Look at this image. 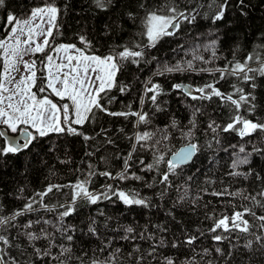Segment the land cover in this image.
Masks as SVG:
<instances>
[{
	"label": "trees",
	"instance_id": "1",
	"mask_svg": "<svg viewBox=\"0 0 264 264\" xmlns=\"http://www.w3.org/2000/svg\"><path fill=\"white\" fill-rule=\"evenodd\" d=\"M44 2L45 0H5L4 6L0 7V38L6 36L11 29V26L7 24L9 13L16 18H24L30 14L31 9L42 5ZM48 2H52V0H48ZM140 2L141 0H113L114 6L108 5L105 10L97 7L95 0H55V4L60 9L57 21L60 25V34L56 35L55 43H76L77 46H82L78 37L83 35L91 41L92 47L98 55L107 54L111 48L125 44L130 38L143 40L146 43V37L136 35L142 31L140 18L145 15L144 10L139 7ZM196 2L207 5L210 0H196ZM152 3H163V0H152ZM186 3L187 0H181V7L183 8ZM210 11L212 10L207 7L201 8V15L197 17L194 24L189 25L185 22L176 36L164 37L155 48L149 50V57L155 56L158 61L169 64H175L177 61L183 63L193 59L194 53L191 50L196 44L204 45L208 41L216 39L218 41L217 59L209 64L194 60L193 63L197 69L202 67L223 68L228 61L233 59V53L237 59L241 60L253 52L264 58V0H244L243 5H240L239 0H229L224 18L216 23H212L210 17L204 18L203 13ZM129 12L136 15L134 20L129 19L127 15ZM178 45H183V48H179ZM116 50L121 49L116 47ZM196 54L202 55L206 60L211 59V52L205 51L203 48H200ZM251 66L258 68L259 64L254 60ZM155 67V61L147 66L141 65L143 71L138 70L135 65L128 64L124 71L118 75V80L128 84L130 86L129 91L120 93L114 89L109 93V95L116 97L115 101L109 105L111 111L136 112L142 108L149 116L147 124L137 125V117L132 115L113 117L97 113L96 121L85 124L82 129L86 134L95 137L87 143L79 136L52 134L37 139L29 149L18 154L0 156V206H2L0 215H9L12 211L23 207L26 202L25 198L33 197L36 192L44 190L49 183L65 185L70 182L75 183L77 177L83 178L77 169L86 173L88 162L94 164L99 171L105 170V165L100 161L101 156L108 158L110 165L108 170L115 174L122 167V160L116 159L115 156H127L133 143H135V134L138 132L147 131L154 135L151 140L146 142L145 147L141 148L137 145L134 159L142 158L146 164L152 163L154 156L159 154H164L165 160L169 159L174 151L188 143V140L181 133L182 131L186 132L190 127L189 120L192 118V113L196 108H199L200 112L195 117L197 127L194 130V142L200 145L201 149L194 156L192 162L184 165L182 170L177 169L178 175L170 176L173 187L168 189L167 195L162 199L158 193L164 190V185L148 188L144 186V181L126 180L118 182L107 180L101 176L94 177L90 188L99 189L100 185L105 183H112L113 185L119 183V186L125 190L137 189L142 196L150 197L152 206L149 208L136 205L129 207L118 200L115 203L103 201L98 205H89L85 200L78 201V214L66 220V223L78 225L84 233H77L73 253L81 255L82 250L87 251L88 255L84 257L85 261L90 259L106 260L112 249L103 253L97 249L102 246L101 240L115 236L113 248L121 247L122 249L117 264H135V257L141 253L146 257L143 264H158V262H162L165 256L174 258L177 264L193 258L195 264H264V249H261L260 245L255 242L254 236L239 232L232 233L230 236L231 243L237 244V247L232 249V255L228 256L227 253L231 247L229 240L215 242L211 238L214 234L206 231L212 225V220L206 219V215L211 216L213 212L216 216L221 213L231 215L234 210L233 205L236 206L235 210L237 211H243L240 206L244 205L252 207L257 216L264 215V209L254 205L250 200H244L239 196L218 198L203 191L207 188L210 193L213 190L220 191L223 187L230 186V191L246 190L244 194L247 195L248 193L255 194L260 190V182L255 179L254 175L247 180L227 175L231 170L229 166L233 159L231 155L233 150L229 149L226 152L223 149L227 148L229 144L243 143V141H240L235 133L221 132L219 133L220 144L217 145L213 140L214 133L208 129L209 122L213 120L221 125L226 123L229 109L221 107L217 98H213L211 101H194L182 92L172 89L174 83L188 84L193 88L203 86L205 83L217 79L219 73H215L213 76L205 72L189 71L152 77L153 82L159 83L163 88V94L157 97V102L154 105L148 98L152 93L145 95V82L152 76ZM0 69H2V64H0ZM250 75H255L257 85L254 90L257 107L250 118L264 119V76L258 73H250ZM233 83L243 87L245 91H253L249 84L238 81L234 77L220 80L216 86L222 92H231ZM193 94L199 95L195 92ZM141 97L144 98V105L140 102ZM51 98L55 102L59 100L56 97ZM61 103L63 102L61 101ZM173 121H175V126H173ZM101 128L106 129V133L96 136ZM165 135H167V139H164ZM129 137H133V139L130 140ZM108 139H111L113 143H107ZM253 140L258 147H264V143H261L256 137H253ZM156 141L159 143L157 144ZM209 141L212 142L211 148L207 147ZM2 143L3 140H0V144ZM94 146H98L100 151L95 152L94 156H85L86 151H94ZM247 149L251 151V145H247ZM60 160L70 162L60 163ZM141 167L139 164H134L132 171L145 177L149 183L153 181L154 177L159 180L156 172H142L140 171ZM249 167L264 177V156L253 155L251 164L242 166L240 171H247ZM159 168L161 172L165 171L166 164L161 163ZM188 176H192L193 179L189 181ZM207 181L214 183L209 184ZM183 186H187L188 195L183 202L173 206L177 197L183 194ZM21 188L24 189L22 193L20 192ZM177 188L180 189L179 192ZM70 191L69 188L63 189L64 193ZM198 195L202 199H197L193 204V200ZM57 199L63 202L64 196L56 193L55 197L50 195L45 198L48 203H56ZM113 199L115 200V198ZM257 199L262 198L257 197ZM98 209L113 217V220L109 222L110 227H115L117 221L122 225L134 227L137 233L147 227L148 232L145 235L152 233L155 240L122 241L119 236L123 235V232L112 233L104 229L103 217H97L101 239L87 235L88 217L96 216ZM37 215H41L45 219L55 220V213L41 211L19 217L17 223L23 224L29 219L35 220ZM245 219L256 225L252 229L253 232L261 234L258 228L260 221L254 220L248 215L245 216ZM158 225L165 230L162 231L157 227ZM40 227L48 226L36 225L31 230L38 231ZM49 230L52 231L51 228ZM22 231L24 230L9 228L8 231L0 234L17 236L18 232ZM202 231L204 235H200ZM192 235L198 237L195 243L191 246L184 244L183 241ZM224 235L228 234L224 233ZM237 237H239L238 241ZM161 238L164 239L166 246L157 248L156 259L148 257L147 251L150 244L158 243ZM248 240L253 241L251 250L244 247ZM176 241L181 242V245L173 248L172 243ZM14 242L27 249V253L23 256L20 255L19 250L15 248L11 250L12 254L19 260L23 261L32 254V249L28 246L23 235H19ZM44 244V241H38L37 247H42ZM133 244L140 246L141 253L133 251ZM217 247L224 250V256L215 251ZM205 248L209 249L207 254L204 252ZM57 251V249H53L54 253ZM130 252L132 253L131 258L128 256Z\"/></svg>",
	"mask_w": 264,
	"mask_h": 264
},
{
	"label": "snow or ice",
	"instance_id": "2",
	"mask_svg": "<svg viewBox=\"0 0 264 264\" xmlns=\"http://www.w3.org/2000/svg\"><path fill=\"white\" fill-rule=\"evenodd\" d=\"M5 0H0V7H3ZM240 5H243L244 0H239ZM97 7L101 9L107 8L108 5H113V0H95ZM195 6H190V5ZM229 6V0H210L207 5L197 3L196 0H187V3L182 8L181 0H163V3L153 4L152 0H141L139 7L144 10L145 15L141 17L142 31L136 35L146 37L147 42L130 38L128 42L119 45L121 50L117 51L116 47L109 50L107 54L98 55L92 47L91 41L85 36L78 37L80 45L76 43H55L56 35L60 34V25L57 23L60 13L59 7L52 2H45L31 9L27 18L21 20L9 13L7 15V24L11 26L10 31L6 36L0 38V156L8 154H18L29 149V147L39 138L48 137L52 134L79 136L87 143L95 139L94 136L86 134L82 129L85 124L92 123L97 119V113H103L113 117H128L129 115L137 117L136 124H147L149 116L141 108L136 112L111 111L109 105L115 101L116 97L109 95L114 89L120 93L129 91L130 86L118 80V75L124 71L128 64L135 65L138 70L143 71L141 65H150L156 62L155 70L152 76L145 82V95L152 93L148 97L155 105L157 97L163 94V88L159 83L153 82L155 76H164L172 73L184 72H205L210 75L219 73V77L212 82H207L203 86L193 88L191 85L183 83L172 84L174 91H180L187 97L196 101H211L213 98L219 100L221 107L229 109L227 122L223 125L215 120L209 122L208 129L213 133V140L217 145L220 144L219 133H235L243 143L229 144L224 151L232 149L233 157L230 164V171L227 173L229 177L243 178L247 180L250 176H255V179L260 182V190L255 194L248 193L246 190L230 191V186H225L220 191L213 190L208 192L207 188L203 189L206 194L223 198L242 197L244 200H250L254 205L264 209V177H261L258 172L249 167L247 171H240L244 165L251 164L253 155L264 156V147H258L253 137L264 143V119L250 118L256 111V96L254 90L257 87L255 83V75L250 73H258L264 76V58H261L255 52L249 53L243 59H237L233 53V59L228 61L223 68H207L202 67L197 69L193 63L194 60H199L204 64H209L217 59L216 47L217 40L212 39L204 45L196 44L191 50L194 55L192 60L185 62L177 61L175 64L168 62H160L157 57H149V50L155 48L164 37L176 36L182 24L185 22L192 25L196 22L197 17L201 15L200 9L207 7L212 10L204 12V18H211L212 23H216L224 18L225 12ZM242 14H245L242 12ZM129 19L134 20L136 15L132 12L127 13ZM7 31V29H6ZM183 48V45H178ZM200 48L211 52V59L206 60L202 55L196 53ZM175 51V49H174ZM39 54V56H38ZM32 57V59H25ZM38 57V58H37ZM256 61L259 64L258 68H253L251 63ZM40 73V75H38ZM229 77H234L238 81L249 84L253 91H245L243 87L233 83L231 92H222L216 85L220 80H227ZM193 92L199 93L194 95ZM51 97L59 98L54 102ZM61 101L63 103H61ZM141 104L144 103V98L141 97ZM130 107V106H129ZM159 110V106L157 105ZM200 112L196 108L192 113V118L189 120L190 127L186 132L182 131V136L188 140V143L178 152L172 154L171 158L165 160L164 154L154 156L152 163H145L141 158L134 159V154L137 151V145L141 148L146 146V142L151 140L153 133L143 132L136 133L131 150L127 156L116 155V159L122 160V167L115 174L108 170L110 167L107 157L101 156L100 161L105 165V170L99 171L97 167L88 162L87 172L81 169L83 178L77 177L75 183L56 184L49 183L42 191H38L31 198H25L26 202L23 207L12 211L9 215H0V233L8 231L9 228L23 229L18 232L17 236L0 234V264H117L119 254L122 251L121 247L113 248L115 236L106 237L101 240V247L97 249L103 253L108 249H112L106 260L90 259L85 261L84 257L88 255L87 251H83L81 255L73 253V246L76 241L77 233H83L78 225L66 223L67 218L78 214V201L85 200L89 205H98L103 201L116 200L122 202L125 206H142L144 208L151 207V198L142 196L137 189L125 190L119 186V183H105L100 185L99 189L90 188L93 184L94 177L101 176L107 180L123 182L126 180L144 181V186L148 188L164 185V190L158 195L162 199L167 195L168 189L173 187L170 176L178 175L177 169H183L184 165L192 162L193 157L200 151L201 146L194 142V130L197 127L196 114ZM175 126V121H173ZM106 129L101 128L96 136L106 133ZM9 133L15 135H9ZM259 134V136H257ZM167 135L164 139H167ZM133 139V137H129ZM107 143L112 144L111 139ZM158 144L159 141H156ZM247 145H251V151L247 149ZM154 147V145H153ZM208 148L212 147V142L207 144ZM100 151L98 146H94V151H86L85 156H94L95 152ZM68 160H60V163H69ZM166 164V170L160 171V164ZM139 164L142 167V172H156L159 180L153 178L151 183L145 180V177L138 175L132 171L133 165ZM187 179L191 181L192 176ZM207 183H214L207 181ZM184 187L182 195L177 197V201L183 202L188 195L187 186ZM69 188V193H64L63 189ZM23 188L20 189L22 193ZM179 192L180 189L177 188ZM56 193L64 196L63 202L59 199L56 203H48L45 198L50 195L55 197ZM39 197V199H36ZM261 197L262 199H257ZM19 198V197H18ZM115 198V200L113 199ZM197 199H202L199 195L193 200L195 204ZM230 202V201H229ZM207 207V205H205ZM231 215L221 213L216 216L215 213L211 216L206 215V219L212 220V225L206 229L208 233L214 234L211 236L215 242H223L229 240L231 247L227 253L232 255V249L237 247V244H232L230 236L234 232H239L247 235H252L255 242L264 249V215L257 216L252 207L241 205L243 211L235 210ZM2 211V206H0ZM55 213V220L45 219L41 215H37L36 219H29L26 223L18 224V218L24 217L31 213ZM171 215V212H169ZM251 216L254 220L261 223L258 228L261 234L252 231L256 225L245 219V216ZM97 217H103V227L108 232L119 233L122 241L147 240L154 241L155 237L148 232L147 227L143 231L137 233L136 229L130 225H122L118 221L115 227H110L109 222L113 217L105 214L103 210H97L96 216H89L86 228L87 235L101 239L100 227ZM47 225L48 227H40L38 231H32L36 225ZM162 231L165 230L161 226H157ZM52 229V231L49 230ZM219 230V231H218ZM227 233L228 235H224ZM19 235H23L28 246L32 249V254L27 259L21 261L12 254V249L19 250L21 256L27 253V249L22 248L19 243H15ZM200 235H204L202 231ZM198 239L197 236H188L185 241L186 245H193ZM237 241L239 237L236 238ZM38 241H44L42 247H37ZM181 242L172 243L173 248H177ZM253 245L252 240H248L244 245L245 248L251 250ZM163 238L158 243L150 244L147 256L156 259V251L158 247H165ZM57 249V252H53ZM133 251L141 253V248L137 244H133ZM194 251V249H193ZM215 251L224 256V250L217 247ZM207 254L209 249L205 248ZM131 258L132 253H128ZM146 257L140 254L135 257V264H143ZM158 264H177V261L170 257H163L162 262ZM180 264H195L193 259H186Z\"/></svg>",
	"mask_w": 264,
	"mask_h": 264
},
{
	"label": "water",
	"instance_id": "3",
	"mask_svg": "<svg viewBox=\"0 0 264 264\" xmlns=\"http://www.w3.org/2000/svg\"><path fill=\"white\" fill-rule=\"evenodd\" d=\"M185 85H188V84H185ZM9 135L11 136V135H15V134L9 133ZM186 144H187V143H186ZM186 144L180 146V147H179L176 151H174L173 153L178 152V151H179L181 148H183ZM173 153H172V154H173ZM172 154L170 155L169 158H171ZM193 158H194V157H193Z\"/></svg>",
	"mask_w": 264,
	"mask_h": 264
},
{
	"label": "rangeland",
	"instance_id": "4",
	"mask_svg": "<svg viewBox=\"0 0 264 264\" xmlns=\"http://www.w3.org/2000/svg\"><path fill=\"white\" fill-rule=\"evenodd\" d=\"M28 17V16H27ZM27 17H24V18H18V19H21V20H23V19H25V18H27ZM65 43V42H64ZM25 59H32V57H25ZM55 102V101H54Z\"/></svg>",
	"mask_w": 264,
	"mask_h": 264
},
{
	"label": "bare ground",
	"instance_id": "5",
	"mask_svg": "<svg viewBox=\"0 0 264 264\" xmlns=\"http://www.w3.org/2000/svg\"><path fill=\"white\" fill-rule=\"evenodd\" d=\"M144 105V104H143ZM138 109V108H137ZM60 196V195H59ZM56 199V198H55ZM137 221V220H136ZM133 223V222H132ZM115 224V223H114Z\"/></svg>",
	"mask_w": 264,
	"mask_h": 264
}]
</instances>
